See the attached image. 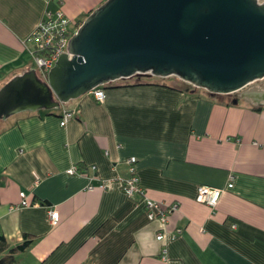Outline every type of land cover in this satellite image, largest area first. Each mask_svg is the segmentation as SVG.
Listing matches in <instances>:
<instances>
[{
    "label": "crops",
    "instance_id": "1",
    "mask_svg": "<svg viewBox=\"0 0 264 264\" xmlns=\"http://www.w3.org/2000/svg\"><path fill=\"white\" fill-rule=\"evenodd\" d=\"M103 1L0 0V88L35 68L31 35L47 12L82 21ZM254 106L239 92L131 85L0 119V233L11 246L31 240L17 264H264V105ZM63 108L75 110L66 125ZM129 157L143 190L133 197L119 180ZM199 185L223 189L216 206L195 199ZM146 198L179 208L163 225Z\"/></svg>",
    "mask_w": 264,
    "mask_h": 264
},
{
    "label": "water",
    "instance_id": "2",
    "mask_svg": "<svg viewBox=\"0 0 264 264\" xmlns=\"http://www.w3.org/2000/svg\"><path fill=\"white\" fill-rule=\"evenodd\" d=\"M136 74L176 76L212 95L264 105V0H104L42 79L36 68L0 88V119L55 109ZM238 97L233 99L237 103Z\"/></svg>",
    "mask_w": 264,
    "mask_h": 264
},
{
    "label": "built area",
    "instance_id": "3",
    "mask_svg": "<svg viewBox=\"0 0 264 264\" xmlns=\"http://www.w3.org/2000/svg\"><path fill=\"white\" fill-rule=\"evenodd\" d=\"M76 31L75 22L66 16L61 10L56 13L47 12L45 17L41 20L38 26L33 31L31 38L35 42V46L32 50L33 60L35 68L40 77L47 79L50 68L55 64L58 56L61 52L67 51L68 41L73 33ZM96 100L104 101L106 98V89L101 85L94 88L89 92ZM61 125H66L67 122L74 117L75 110L63 108L62 110ZM129 163L128 177H120L121 186L123 191L129 197L135 196L137 193H143L140 186L139 176L135 166L136 158H127ZM70 174L83 173L78 165H73L67 169ZM234 176L230 175L228 187L233 186ZM111 180H101L99 186L106 188ZM92 186H89L91 188ZM223 193L222 188L212 187L208 185H199L197 188L196 200L201 203H205L209 206H216ZM23 197L19 206L28 205V201L25 199L24 193H21ZM147 207V216L150 220L158 219L161 224H166L167 217L170 213H173L179 208V202L175 201L170 204H164L163 202L145 199ZM49 216L51 220L56 223L58 221V213L55 210H49ZM236 226V224H233ZM180 231V230H178ZM177 232L170 233L169 238L174 239L177 236ZM166 229H162L157 233L156 238L160 241L166 239ZM167 247L162 248V257L166 258Z\"/></svg>",
    "mask_w": 264,
    "mask_h": 264
},
{
    "label": "trees",
    "instance_id": "4",
    "mask_svg": "<svg viewBox=\"0 0 264 264\" xmlns=\"http://www.w3.org/2000/svg\"><path fill=\"white\" fill-rule=\"evenodd\" d=\"M83 21V20H82ZM82 21H74L76 28L80 25ZM42 78V77H41ZM43 79V78H42ZM170 80H174V83H170ZM131 85H164L171 88L177 89H187L191 90L195 88L191 84L179 79L176 76L170 77H156L148 74H136L130 78L119 79L117 81H113L108 85H102L106 90L108 87H116V86H131ZM237 93L227 94V95H216V96H226L233 97ZM260 105H255V109H260ZM31 240L24 241L22 244L17 246H11L7 237L4 234L0 233V264H17L16 253L25 249L29 246Z\"/></svg>",
    "mask_w": 264,
    "mask_h": 264
},
{
    "label": "rangeland",
    "instance_id": "5",
    "mask_svg": "<svg viewBox=\"0 0 264 264\" xmlns=\"http://www.w3.org/2000/svg\"><path fill=\"white\" fill-rule=\"evenodd\" d=\"M83 20H84V19H83ZM77 28H78V27H77ZM77 28H76V30H77ZM253 84H257V85H259V84H264V79L257 80V81H255V82L251 83L250 86L253 85ZM203 90H204V89H203ZM55 109H56V108H55ZM40 110H42V109H40Z\"/></svg>",
    "mask_w": 264,
    "mask_h": 264
},
{
    "label": "flooded vegetation",
    "instance_id": "6",
    "mask_svg": "<svg viewBox=\"0 0 264 264\" xmlns=\"http://www.w3.org/2000/svg\"><path fill=\"white\" fill-rule=\"evenodd\" d=\"M254 85H257V84H253V85H251V86H254Z\"/></svg>",
    "mask_w": 264,
    "mask_h": 264
}]
</instances>
